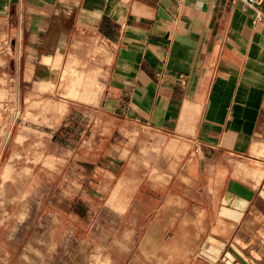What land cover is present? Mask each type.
Listing matches in <instances>:
<instances>
[{
	"label": "crops",
	"instance_id": "0c3cea01",
	"mask_svg": "<svg viewBox=\"0 0 264 264\" xmlns=\"http://www.w3.org/2000/svg\"><path fill=\"white\" fill-rule=\"evenodd\" d=\"M258 15L264 2L0 0L12 119L18 107L45 109L46 125L62 124L81 107L138 129L140 176L121 177L104 202L124 262L111 247L105 264H241L202 258L209 236L264 264Z\"/></svg>",
	"mask_w": 264,
	"mask_h": 264
},
{
	"label": "rangeland",
	"instance_id": "374dc122",
	"mask_svg": "<svg viewBox=\"0 0 264 264\" xmlns=\"http://www.w3.org/2000/svg\"><path fill=\"white\" fill-rule=\"evenodd\" d=\"M0 89V264H105L111 247L124 262L104 202L121 177L140 176L137 127L81 107L62 124L46 125L45 109L18 107L12 119L14 91Z\"/></svg>",
	"mask_w": 264,
	"mask_h": 264
},
{
	"label": "water",
	"instance_id": "95a60500",
	"mask_svg": "<svg viewBox=\"0 0 264 264\" xmlns=\"http://www.w3.org/2000/svg\"><path fill=\"white\" fill-rule=\"evenodd\" d=\"M226 248V243L209 236L200 252V255L206 260L215 263L224 254ZM229 248L230 251H232V253H234L243 264H251L250 259L234 244H231Z\"/></svg>",
	"mask_w": 264,
	"mask_h": 264
},
{
	"label": "built area",
	"instance_id": "2783aa9c",
	"mask_svg": "<svg viewBox=\"0 0 264 264\" xmlns=\"http://www.w3.org/2000/svg\"><path fill=\"white\" fill-rule=\"evenodd\" d=\"M248 6H260L263 4L264 0H243ZM257 22H264V16L258 15Z\"/></svg>",
	"mask_w": 264,
	"mask_h": 264
}]
</instances>
